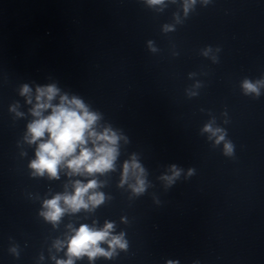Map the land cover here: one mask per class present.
<instances>
[{
	"label": "clouds",
	"instance_id": "1",
	"mask_svg": "<svg viewBox=\"0 0 264 264\" xmlns=\"http://www.w3.org/2000/svg\"><path fill=\"white\" fill-rule=\"evenodd\" d=\"M194 3L195 0H192ZM149 4H160L163 0H148ZM188 4H185L187 11ZM243 87L247 91L257 92V87L247 81ZM30 93V88L24 85L21 95ZM58 89L54 85L38 87L36 89V103L31 112L36 119L28 124L29 143H38L36 149V159L30 167L38 175L47 173L50 177L58 176L60 166L70 169L71 174L83 175L87 173H104L113 168L117 155L116 144L119 137L110 130L101 133L95 131L94 125L98 120L95 113H91L84 103L76 98L69 99L67 95L60 97L58 105H53L52 101L57 96ZM28 103H32L29 99ZM51 109L49 115L43 113ZM205 131L213 132L210 126L205 127ZM220 131L219 129L216 130ZM47 135V139H44ZM215 135V132H213ZM220 140L223 136L219 137ZM93 145L89 148L87 145ZM226 151L231 152V145H225ZM138 169L143 173L138 163L124 165V176L127 178L129 169ZM175 169V166H173ZM179 172L174 171L173 177H165L169 183ZM144 180L137 179L134 187L136 193L144 191ZM97 188L95 180L82 184L77 181L74 185V192L71 195H56L50 201L45 202L46 212L42 213L45 218L52 222L60 220L65 211L76 212L81 208L88 209L90 205L96 206L103 202V194L90 190ZM63 203V206H62ZM113 228L111 223H106L102 230L90 228L88 225H81L75 234L68 240V259L58 261L57 264H74V258L87 256L90 260L97 256L111 257L116 247L126 248V243L121 236H111ZM106 242L111 251H105L100 244Z\"/></svg>",
	"mask_w": 264,
	"mask_h": 264
}]
</instances>
